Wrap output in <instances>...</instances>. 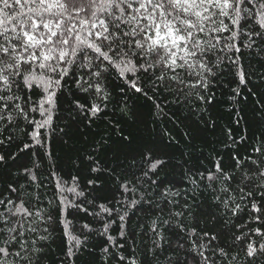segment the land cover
<instances>
[{
	"label": "snow or ice",
	"instance_id": "obj_1",
	"mask_svg": "<svg viewBox=\"0 0 264 264\" xmlns=\"http://www.w3.org/2000/svg\"><path fill=\"white\" fill-rule=\"evenodd\" d=\"M244 50L264 59V0H0V178L6 177L0 264H47L57 226L68 239V264L89 234L103 238L105 264H256L264 258V136L251 144L241 137L247 147L240 152L227 129L228 161L217 154L211 167L194 168L185 160L179 180L171 171L175 158L164 150L179 142L167 131L164 147L141 146L120 169L87 155L90 173L111 179L110 197L93 195L100 176L81 188L79 176L66 180L54 171L50 146L64 131L55 123L61 102L69 104L70 118L75 114L90 127L108 115L116 80L120 118L106 126L126 145L135 137L121 121L139 116L126 103L128 93L151 102L158 116L166 115L156 102L161 92L207 113L215 84L230 73L236 86L229 99L237 102L246 90L264 111V76L255 82L259 93L248 88ZM200 122L215 123L210 116ZM96 143L103 147L108 139ZM189 188L209 192L216 216L233 225L223 244L201 228ZM245 209L248 219L235 223ZM73 212L91 217L78 233ZM138 236L140 255L133 247ZM129 241L132 254L125 255Z\"/></svg>",
	"mask_w": 264,
	"mask_h": 264
},
{
	"label": "trees",
	"instance_id": "obj_2",
	"mask_svg": "<svg viewBox=\"0 0 264 264\" xmlns=\"http://www.w3.org/2000/svg\"><path fill=\"white\" fill-rule=\"evenodd\" d=\"M264 55V54H262ZM243 64L246 73H251V81L248 88L253 92L259 93L261 88L257 83L264 76V59L257 56L256 53H249L244 50ZM233 76L229 73L218 81L214 86V101L209 112L204 113L196 110V106H189L187 102L178 99L167 92H161L156 101L162 104L166 115L158 116L157 110L151 102H147L139 94L128 93L126 103L132 111L139 114L135 122L121 121V126L125 133H131L135 137L132 145H126L121 142L115 134H110V129L106 126L107 119L120 118L117 102L120 99L119 87L121 82L116 80L112 83L111 89L114 94V101L109 105L108 115L95 124L88 127L75 114L74 118L69 117L67 101L61 102V117L55 123L63 132H57L50 138L51 151L54 154L53 170L69 180L72 175L80 177L81 188L87 179L100 176L99 186L94 196L110 197L113 191V185L106 173H90L89 163L86 156L95 154L96 158L106 168L120 169L128 164L126 157L134 155L141 146L164 147L167 131L178 144H170L165 147L171 156L174 167L171 169L176 180H179L182 173V164L188 161L187 167L198 168L201 165L211 167V158L217 154L223 155L224 160L229 159V149L225 147L223 141L226 139L227 129H231L232 136L238 141L236 147L240 152H244L246 144L240 141L241 137H246L248 144L254 143L255 138L264 136V111L259 109L257 97L249 95L246 90H242L241 99L233 103L229 97L232 95L231 89L236 85L232 83ZM35 98V97H34ZM115 112V114H113ZM211 117L215 121L214 125L205 127L200 122L201 119ZM67 125V126H66ZM189 135L186 138L184 133ZM108 139V143L101 147L96 143L100 137ZM19 139H24L23 135ZM15 151V146L11 149ZM182 153H188L189 156H182ZM47 177V173L44 174ZM4 178H0V182ZM49 193L53 184L46 179ZM190 203L193 204V214L198 216L201 221V228L214 233L223 244L230 239L231 233L235 231L231 223L225 224L216 216L215 209L211 201L209 192L196 190L193 192L189 188ZM50 198V197H49ZM98 202H104L100 200ZM70 219L75 225L73 232H79V225L85 220L91 221V217L85 218L82 213L73 212ZM248 219V211L245 209L239 214L238 219H234L237 224H243ZM135 225V222H134ZM255 225L249 224L248 227ZM238 234V233H237ZM115 235V232H113ZM83 239V237H81ZM176 237H173L175 240ZM186 239V237H185ZM123 242V241H121ZM132 241L125 245L127 251L125 255L132 254ZM68 246V239L64 234L62 226H57L50 238V248L48 250L47 264H68L65 258V252ZM104 246L102 237L89 234L87 241L81 246L80 250L73 258V264H105L101 259V247ZM136 254L140 255L143 251V243L140 237H137L135 245ZM187 247V245H186ZM184 253H180L181 258ZM143 259V256H141ZM256 264H264V258L256 261Z\"/></svg>",
	"mask_w": 264,
	"mask_h": 264
}]
</instances>
